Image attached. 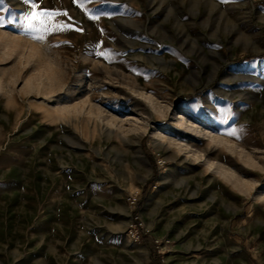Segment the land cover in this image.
I'll return each mask as SVG.
<instances>
[{"label":"rangeland","instance_id":"rangeland-1","mask_svg":"<svg viewBox=\"0 0 264 264\" xmlns=\"http://www.w3.org/2000/svg\"><path fill=\"white\" fill-rule=\"evenodd\" d=\"M0 18V264H264V0Z\"/></svg>","mask_w":264,"mask_h":264},{"label":"snow or ice","instance_id":"snow-or-ice-1","mask_svg":"<svg viewBox=\"0 0 264 264\" xmlns=\"http://www.w3.org/2000/svg\"><path fill=\"white\" fill-rule=\"evenodd\" d=\"M24 3L25 4L29 3V0H24ZM32 7L33 8L36 7L35 3L32 4ZM46 15H49V13H47V12H38V11H30L28 13V15L25 16V20L27 21L28 27H30V28L33 27L34 26V24H33L34 21L40 20L42 16H46ZM65 15H66V13H65ZM0 22H2V18H0ZM59 27L67 28V27H70V25H61ZM232 134L234 135L235 133H232Z\"/></svg>","mask_w":264,"mask_h":264},{"label":"bare ground","instance_id":"bare-ground-1","mask_svg":"<svg viewBox=\"0 0 264 264\" xmlns=\"http://www.w3.org/2000/svg\"><path fill=\"white\" fill-rule=\"evenodd\" d=\"M213 122V121H212ZM189 129H191V127H189ZM194 131H196V132H199L200 133V131H197L196 129H194Z\"/></svg>","mask_w":264,"mask_h":264},{"label":"trees","instance_id":"trees-1","mask_svg":"<svg viewBox=\"0 0 264 264\" xmlns=\"http://www.w3.org/2000/svg\"><path fill=\"white\" fill-rule=\"evenodd\" d=\"M140 204V201H138L137 203H136V205L138 206Z\"/></svg>","mask_w":264,"mask_h":264},{"label":"built area","instance_id":"built-area-1","mask_svg":"<svg viewBox=\"0 0 264 264\" xmlns=\"http://www.w3.org/2000/svg\"><path fill=\"white\" fill-rule=\"evenodd\" d=\"M136 234H137V231H136Z\"/></svg>","mask_w":264,"mask_h":264}]
</instances>
